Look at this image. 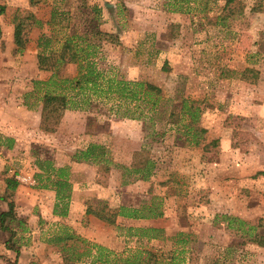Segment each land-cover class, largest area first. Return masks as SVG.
<instances>
[{
	"label": "rangeland",
	"instance_id": "obj_1",
	"mask_svg": "<svg viewBox=\"0 0 264 264\" xmlns=\"http://www.w3.org/2000/svg\"><path fill=\"white\" fill-rule=\"evenodd\" d=\"M223 1L0 0V193L4 178L18 181L9 196L18 220L9 223L13 234L0 228V264H60L59 247L47 240L61 225L103 247L109 259L73 264H122L145 251L151 264H264V246L248 240L249 232L264 234V175L256 173L264 172V10L239 0L242 9L220 21ZM16 13L31 15L20 50ZM95 31L117 35L118 43ZM40 33H51L54 46L63 35L89 44L104 75L159 87L157 104L84 90L85 104L64 110L54 132L40 130V96L68 91L62 80L76 75L72 63L53 75L37 68ZM244 68L257 70L254 83L241 78ZM184 98L199 109L196 125L204 132L196 145L183 132L187 119L167 122L170 106ZM89 143L105 149L104 186L95 183L94 163L72 158ZM140 148L154 164L147 180L128 170ZM36 159L68 168L64 217L52 214L54 191L37 186ZM151 203L160 204V216H117L108 224L84 212Z\"/></svg>",
	"mask_w": 264,
	"mask_h": 264
},
{
	"label": "trees",
	"instance_id": "obj_2",
	"mask_svg": "<svg viewBox=\"0 0 264 264\" xmlns=\"http://www.w3.org/2000/svg\"><path fill=\"white\" fill-rule=\"evenodd\" d=\"M174 3L183 0H173ZM187 1V0H184ZM243 3L239 0H224L221 6L219 20L228 18L233 11L241 10ZM119 12L122 9V4L119 3ZM253 11L264 10V0H255L252 7ZM2 11V7H0ZM51 11L50 17L52 19ZM31 18V15H20L16 13L12 18L13 24V43L16 50L23 47V39L21 38V29L25 19ZM220 20V21H221ZM264 33V32H263ZM95 36H103L106 40L112 43H118L117 35L95 31ZM73 35H63L60 44L54 46L51 33H40L36 38V66L39 70L50 71L51 75L63 64L72 63L76 65V75L71 80L63 79L62 82H68L63 88L70 87L73 93L69 94V89L66 92L44 91L40 96V112H39V129L44 132H54L56 126L66 109L80 108L85 104L83 100V91L89 90L90 94L100 96L101 94L112 93L118 98H124L128 101L144 100L149 98L151 107L157 104V98L160 96L161 90L159 87L143 81L124 80L122 78H113L104 75L102 70L98 69L93 61L90 60L92 54L87 48L82 47L79 43L73 40ZM93 47V46H92ZM246 73H250L251 77L247 78ZM258 72L252 68H244L241 72V78L249 83H254ZM49 80V79H48ZM156 98L151 100V96ZM81 96V97H79ZM79 98L80 101H77ZM189 102L190 104H187ZM194 101L187 98L179 99L176 103L170 106L167 115V122L176 125L180 120L187 119L182 125L183 132L190 134L189 142L198 144L197 136L204 132V129L196 125L198 120L199 109L193 106ZM188 136V135H187ZM200 138V137H199ZM7 146L10 147L12 139L8 138ZM214 143V142H213ZM207 146V144L203 145ZM105 149L102 145L89 143L84 149L72 155L74 161H90L95 164V183L104 186L107 181L110 167L106 160ZM38 172L34 174L35 181L38 187L50 188L54 191V202L52 205V214L64 217L69 201L71 184L68 181V168L66 166L55 167L50 160L36 159L34 161ZM153 161L149 158L148 152L144 148L133 152L131 162L128 166L129 172H132L136 179L147 180L153 169ZM264 175V172H256ZM4 189L0 193V200L5 202L6 209L0 211V228L10 231L13 234L10 222L17 221L15 216L14 205L10 199L11 192L14 190L18 181L13 177L4 178ZM160 203V202H159ZM141 207L117 206L105 211L86 207L85 213H89L97 219L113 224L117 216L124 218H146L157 217L161 215L160 204ZM146 212V213H144ZM60 232H54L47 240L59 247L61 252L60 264H73L84 258H89L90 263L95 260L100 262H109L107 251L101 253L103 247L94 244L86 239L76 235L67 226L61 225ZM152 231L159 229L150 228ZM250 229H253L250 227ZM248 240L259 246H264V234L257 232H249ZM151 235L150 237H154ZM179 242V241H178ZM180 242H183L181 239ZM104 256V258H102ZM153 255L150 251H145V255L140 257V254L133 255L131 259H123L122 264H151L154 262ZM10 264H17L12 261Z\"/></svg>",
	"mask_w": 264,
	"mask_h": 264
}]
</instances>
